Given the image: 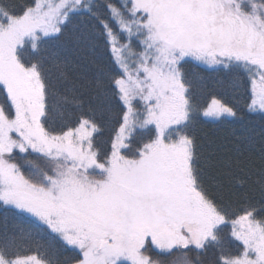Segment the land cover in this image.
<instances>
[{"label":"snow or ice","instance_id":"snow-or-ice-1","mask_svg":"<svg viewBox=\"0 0 264 264\" xmlns=\"http://www.w3.org/2000/svg\"><path fill=\"white\" fill-rule=\"evenodd\" d=\"M60 37L81 52L102 41L113 67L89 76L70 53L45 54ZM190 61L228 71L233 89L246 79L248 111L264 119V0H32L19 12L0 0V264H56L45 229L75 264H204L210 248L216 264H264V148L253 160L237 147L209 191L188 132ZM53 100L78 111L74 125L51 122ZM98 114L118 124L104 153ZM202 115L238 117L215 97ZM33 153L44 166L18 162Z\"/></svg>","mask_w":264,"mask_h":264},{"label":"trees","instance_id":"trees-1","mask_svg":"<svg viewBox=\"0 0 264 264\" xmlns=\"http://www.w3.org/2000/svg\"><path fill=\"white\" fill-rule=\"evenodd\" d=\"M7 3L15 5L16 11L19 12L23 5L32 3V0H6ZM46 49L45 54L60 53L71 54L73 59L78 63L77 72H86L89 76H94L99 68L111 70L113 67L111 54L104 46L103 42H98L93 51H78L73 43L67 37L59 39H49L43 45ZM94 61V63L92 62ZM183 70L187 78L191 81L193 103L197 107V113L193 124L189 127L188 132L195 138L196 151L199 154V166L203 169V180L205 186L210 192L216 191L217 183H225L227 178L222 174L223 169L221 161L228 157L236 155L237 147L244 153L245 157H251L257 160L260 150L264 148V119L258 113L248 111L247 105L250 102V93L246 79L242 86L233 89V75L223 69L202 66L195 61L184 64ZM55 91L64 94L66 86L56 81ZM222 99L233 106L238 113V117H221L217 120H208L202 115L204 108L208 106L212 98ZM0 104L7 103L5 95L0 89ZM50 113L51 122L57 128L64 124L74 125L78 111L72 105L56 104ZM63 113V115H61ZM97 121L101 124L102 131L96 135V143L100 147L101 152H107L110 149V142L114 137L118 124L115 119H110L108 115H97ZM251 140V144H249ZM32 160L41 166L44 162L39 159L36 154H18V162L23 164V157ZM27 171V166L24 167ZM257 207L260 206V198L258 193L253 194ZM242 197L233 198V209L236 214H242L241 210L245 207ZM21 225L25 230L31 229V224L21 220ZM232 226H223L221 238L225 249L236 252L239 249L236 241L231 234ZM39 239L47 246L49 243L55 249L54 260L56 264H71L78 258V252L68 248L58 238L54 237L48 230H43ZM26 254H32L33 248L21 249ZM218 258V250L210 248L206 255L203 256L204 264H216Z\"/></svg>","mask_w":264,"mask_h":264},{"label":"rangeland","instance_id":"rangeland-1","mask_svg":"<svg viewBox=\"0 0 264 264\" xmlns=\"http://www.w3.org/2000/svg\"><path fill=\"white\" fill-rule=\"evenodd\" d=\"M196 63H198V64H200V65H202V66H205V67H209V66H207V65H203V64H201V63H199V62H197V61H195ZM210 103H211V101H210ZM209 103V104H210ZM208 104V105H209ZM204 118H206V119H208V120H217V119H213V118H211V117H205L204 116ZM61 241V240H60ZM62 242V241H61ZM63 243V242H62ZM64 244V243H63ZM67 246V245H66ZM68 248H70V249H72L70 246H67ZM73 250V249H72ZM75 251H77V250H75ZM78 252V251H77ZM71 264H75V262H73V263H71Z\"/></svg>","mask_w":264,"mask_h":264}]
</instances>
